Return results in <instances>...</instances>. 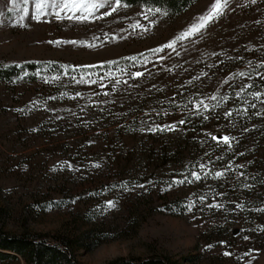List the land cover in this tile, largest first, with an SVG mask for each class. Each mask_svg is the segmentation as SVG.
<instances>
[{"label": "rangeland", "instance_id": "rangeland-1", "mask_svg": "<svg viewBox=\"0 0 264 264\" xmlns=\"http://www.w3.org/2000/svg\"><path fill=\"white\" fill-rule=\"evenodd\" d=\"M214 3L111 0L77 20L61 0H0L5 232L89 242L78 264H264V0L177 40Z\"/></svg>", "mask_w": 264, "mask_h": 264}, {"label": "trees", "instance_id": "trees-1", "mask_svg": "<svg viewBox=\"0 0 264 264\" xmlns=\"http://www.w3.org/2000/svg\"><path fill=\"white\" fill-rule=\"evenodd\" d=\"M128 6L150 5L161 8L170 15H179L189 8L196 0H121ZM13 69L0 73L11 76ZM4 211L0 209V262L20 259L25 264H78L75 252L80 241L60 235L22 234L12 235L1 226ZM86 241V240H85ZM81 243V242H80ZM82 247H90V243H81ZM111 264H173L166 257L149 259L117 260ZM177 264V263H176Z\"/></svg>", "mask_w": 264, "mask_h": 264}, {"label": "snow or ice", "instance_id": "snow-or-ice-1", "mask_svg": "<svg viewBox=\"0 0 264 264\" xmlns=\"http://www.w3.org/2000/svg\"><path fill=\"white\" fill-rule=\"evenodd\" d=\"M253 2H255V0H253ZM104 3H111V0H104L103 3H97L96 0H61V4L59 5L60 7V11L64 12L65 10H67V12H71L72 15H68L67 18L68 19H77V20H87L89 16L92 15L93 10L103 7ZM115 6L112 7V12H115L118 8H120L122 6L121 4V0H114ZM229 0H215V3L211 6L210 10L208 12H206L203 16H201L199 18V23L194 24L193 26H191L187 31H185L184 33H182L179 37H177V40H183L188 38L191 35H194L195 33L199 32L201 29H203L207 23H209L210 21H212L214 18L218 17L219 15L223 14L224 9L228 6ZM79 11L81 13L80 16H76L75 13ZM107 15H111V12L106 13ZM57 16H59V13H57ZM138 26V25H137ZM134 26V27H137ZM50 43H56V44H60L63 43L61 41H55V42H50ZM66 43H71V44H77V41H67ZM165 47H169V48H173L175 47V41H173L172 43L166 45ZM163 49H159V50H153V51H162ZM37 75H39V73H37ZM143 75V73H135L134 76H141ZM241 76L244 75V73H240ZM55 79V77L53 78ZM94 83V81H93ZM255 96L256 99L260 98V93H254L253 94ZM212 99H215V97H212ZM201 104H203L204 102L201 101ZM205 110H207L208 105H204ZM227 115H231V113H228ZM181 123H183V121H181ZM164 130V129H161ZM167 130H173V126H168ZM214 140H216V137H213ZM222 142L225 144H230V138L225 136L222 138ZM98 166V165H97ZM201 168H203V165H201ZM215 175L217 177H220L221 175H223V173L221 172H216ZM193 178L196 180L200 179V176L197 175L196 173H193ZM184 181H179V183H183ZM112 203L109 202V207H112ZM189 210L191 209V204L188 206ZM215 207H219L218 205H216ZM240 207H242V205H240ZM224 255H230V253L225 252Z\"/></svg>", "mask_w": 264, "mask_h": 264}]
</instances>
